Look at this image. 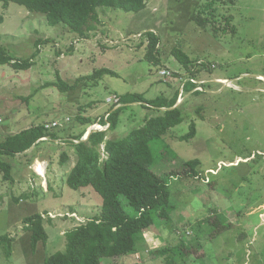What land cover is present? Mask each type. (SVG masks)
I'll return each mask as SVG.
<instances>
[{"label":"rangeland","instance_id":"rangeland-1","mask_svg":"<svg viewBox=\"0 0 264 264\" xmlns=\"http://www.w3.org/2000/svg\"><path fill=\"white\" fill-rule=\"evenodd\" d=\"M146 2L137 13L99 8L100 24L86 39L64 24L50 26L45 15L16 3L5 9L0 2V46L22 60L39 51L28 70L0 66V141L54 122L61 140L44 139L10 159V180L0 170V236L14 239L10 254L5 245L0 248V264H41L66 250L68 231L100 214L103 200L92 187L73 190L65 183L76 156L62 143L86 129L79 116L105 117L115 97L172 98L181 82L176 75L166 81L161 69L186 73L201 93L184 89L178 97L183 121L150 143L152 170L171 191L172 221L155 216L137 253L119 262L166 264L153 253L184 245L194 250H175V264H264V0ZM212 2L213 8L205 9ZM198 14L207 19L205 26L193 20ZM148 32L160 39V64L146 59ZM175 48L190 57L196 77L175 58ZM101 68L117 76L91 78ZM59 78L74 88L60 91L54 86ZM156 115L138 103L123 105L119 127L108 138L124 139ZM191 123L196 136L181 140ZM63 153L70 156L64 163ZM194 159L201 162L200 177L179 175ZM39 162L46 166L45 177L35 169ZM35 214H43L48 240L33 249L24 220ZM214 217L222 229L210 224Z\"/></svg>","mask_w":264,"mask_h":264},{"label":"trees","instance_id":"trees-1","mask_svg":"<svg viewBox=\"0 0 264 264\" xmlns=\"http://www.w3.org/2000/svg\"><path fill=\"white\" fill-rule=\"evenodd\" d=\"M0 2L5 9L10 3H16L31 13L45 15L50 26L64 24L82 39L89 38V34L100 24L99 8L137 13L147 6L146 0H0ZM213 6L214 2L209 3L205 9ZM192 18L200 26H205L207 22L201 14ZM2 21L3 18L0 17V23ZM147 35L149 45L146 59L153 64H160L161 60L157 55L160 39L154 32H148ZM41 42L38 40L36 47ZM38 52L22 60L12 57L5 47L0 46V66L9 65L15 71L28 70L33 66V60ZM173 55L193 78L197 76V72L192 70V60L183 50L175 48ZM104 75L117 76V73L101 68L97 69L91 78H101ZM175 75L179 76L178 73ZM54 86L62 92L74 88L61 78ZM197 87L196 84L188 82L185 89L191 92ZM179 94L180 92L176 91L172 98L159 97L154 100H147L142 94L120 96L121 105L138 103L157 112L156 116L146 118L142 127L130 132L124 139L108 138L109 133L115 132L119 127L123 105L117 109L114 105L108 112L107 120L104 116L100 117L101 125L110 124L107 131L92 132L86 141H82L86 129L97 124L99 118L78 117V122L86 129L79 135L63 141L76 156V163L67 175L65 183L73 190L92 187L102 197V209L98 216L65 234L67 244L64 252L49 256L41 264H129L119 262V258L133 252L137 253L144 233L155 225V216L166 222L172 221V218L168 217L169 210L173 209L170 204L171 191L166 180L152 170L154 155L150 143L162 139L171 128L183 121L180 106L174 108L178 103ZM196 133V124L191 123L189 133L180 139L190 140ZM43 138L61 141L59 135L53 130H46L44 124L32 126L0 141V170L5 173V180L12 179L13 165L9 160L37 148ZM102 146L106 151L105 159L102 158ZM69 157L67 153H63L61 162L68 161ZM199 165H201L199 159L191 160L178 174L184 173L197 178ZM122 197L128 200L132 212L127 211L122 203ZM43 217V214H35L25 217L24 220L25 230L32 234L33 249H36L39 242L46 243L48 240L45 231L46 221ZM209 221L217 230L224 227L218 217L209 218ZM13 240L9 236H0V248L5 245L10 254ZM192 249L176 245L157 250L153 254L164 257L166 264H175L173 258L175 250L191 254Z\"/></svg>","mask_w":264,"mask_h":264},{"label":"clouds","instance_id":"clouds-1","mask_svg":"<svg viewBox=\"0 0 264 264\" xmlns=\"http://www.w3.org/2000/svg\"><path fill=\"white\" fill-rule=\"evenodd\" d=\"M161 70H167V69H161ZM170 71V70H169ZM171 72V71H170ZM172 73V77H170L169 79H171V78H173L174 76H175V73H173V72H171ZM179 74V76H178V78H179V81L181 82V86H180V90H181V92H180V90H179V92H180V94H179V97L181 98L182 97V93H183V90L185 89V87H186V85L188 84V82H192L191 80H193V79H187V77H186V73H178ZM186 74V75H185ZM164 78H166V77H164ZM185 80H187L186 81V83H185V85L183 86V82L185 81ZM166 81H167V78H166ZM192 83H194V82H192ZM194 84H196L197 85V83H194ZM199 87V86H198ZM198 87L195 89L196 91H199V90H197L198 89ZM179 106H180V104L181 103H177ZM119 107H121V103H119V104H115V109H117V108H119ZM109 114H107L104 118L107 120L108 119V116ZM107 117V118H106ZM95 125H100L101 127H102V129H96V128H94V126ZM109 127H110V124H107V125H101L100 124V119H99V122L97 123V124H94V125H92V126H89V128L88 129H86L87 131H86V134H85V136L83 137V139H82V141H86L87 139H88V137L90 136V134L92 133V132H96V131H107L108 129H109ZM50 131H52V130H50ZM44 139H48V138H43L42 140H44ZM49 141V140H48ZM62 144H65V142L64 143H62ZM102 148L103 149H101V152H102V150H103V152H102V158L103 159H105L107 156H106V151H105V148H104V146H102ZM74 167V166H73Z\"/></svg>","mask_w":264,"mask_h":264},{"label":"built area","instance_id":"built-area-1","mask_svg":"<svg viewBox=\"0 0 264 264\" xmlns=\"http://www.w3.org/2000/svg\"><path fill=\"white\" fill-rule=\"evenodd\" d=\"M160 74H161V76H163V77H166V78H170V77H172V73L169 71V70H161L160 71ZM186 81L187 80H185L184 82H183V86L185 85V83H186ZM192 82H194V83H196V81H194V80H191ZM113 101L115 102V104H119L120 103V98L118 99V98H114L113 99ZM109 102H112V99H109ZM109 116V115H108ZM107 118V117H106ZM56 123L57 122H54V123H50V124H48V125H45V128H46V130H53V129H55V128H58L59 126H57V127H54L53 126V124L54 125H56ZM94 128H96V129H102V127L100 126V125H95L94 126Z\"/></svg>","mask_w":264,"mask_h":264},{"label":"bare ground","instance_id":"bare-ground-1","mask_svg":"<svg viewBox=\"0 0 264 264\" xmlns=\"http://www.w3.org/2000/svg\"><path fill=\"white\" fill-rule=\"evenodd\" d=\"M35 169L38 171L39 176H46V166L43 162H39L35 165Z\"/></svg>","mask_w":264,"mask_h":264},{"label":"crops","instance_id":"crops-1","mask_svg":"<svg viewBox=\"0 0 264 264\" xmlns=\"http://www.w3.org/2000/svg\"><path fill=\"white\" fill-rule=\"evenodd\" d=\"M178 103H179V102H178ZM199 177H200V176H199ZM197 179H198V177H197ZM153 235H154L155 237H157V235H156V234H154V233H153Z\"/></svg>","mask_w":264,"mask_h":264},{"label":"water","instance_id":"water-1","mask_svg":"<svg viewBox=\"0 0 264 264\" xmlns=\"http://www.w3.org/2000/svg\"><path fill=\"white\" fill-rule=\"evenodd\" d=\"M179 105L177 104L174 108H177Z\"/></svg>","mask_w":264,"mask_h":264}]
</instances>
